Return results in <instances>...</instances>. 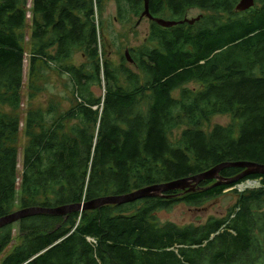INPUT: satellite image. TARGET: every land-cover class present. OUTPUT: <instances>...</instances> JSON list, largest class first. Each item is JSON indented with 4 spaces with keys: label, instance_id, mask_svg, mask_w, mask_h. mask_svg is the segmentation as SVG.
I'll return each mask as SVG.
<instances>
[{
    "label": "trees",
    "instance_id": "16d2710c",
    "mask_svg": "<svg viewBox=\"0 0 264 264\" xmlns=\"http://www.w3.org/2000/svg\"><path fill=\"white\" fill-rule=\"evenodd\" d=\"M116 1L120 17L144 10V0ZM238 1L149 0L154 17L178 22L151 21L146 43L133 50V70L114 67L102 51L96 13L104 0H0V106L14 111L0 110V217L125 194L227 161L264 163V0L244 11ZM192 8L206 13L181 23ZM76 51L84 56L79 65L68 62ZM26 61L30 97L58 69L74 105L58 117L53 106L26 112L19 169ZM92 84H103V95L94 96ZM216 114H230V123L206 131ZM182 125L173 142L170 131ZM244 170L228 166L220 175ZM246 180L261 186L238 191ZM216 182L25 217L0 228V264H264V175ZM229 191L237 203L223 217L179 225L160 216Z\"/></svg>",
    "mask_w": 264,
    "mask_h": 264
},
{
    "label": "rangeland",
    "instance_id": "374dc122",
    "mask_svg": "<svg viewBox=\"0 0 264 264\" xmlns=\"http://www.w3.org/2000/svg\"><path fill=\"white\" fill-rule=\"evenodd\" d=\"M258 4L259 2L256 1V6ZM205 13L206 12L202 9L192 8L188 10L187 18H195ZM172 17L173 16L171 15H166L163 18L166 20H171ZM139 18L140 15L133 13H129L125 17H120L116 0H104L103 7L100 10H97L96 20L97 22L102 20V51H104L105 57H108L114 67H120L124 64L127 67L135 70V66L129 60H127V57L125 56L126 50L128 49L130 51L129 55L132 58L133 50L145 44L147 38L150 35V20L145 19L144 16V19ZM83 61L84 56L82 52L76 51L72 59L68 62L79 65ZM52 66L54 65L52 64ZM28 69L29 64L26 61L24 67V85L22 90L23 99L20 104L21 108L17 110L20 117H22L20 130L17 135V145L19 146V169H21L23 161V147L25 146L27 140L23 126L26 112L30 108H49L50 106H53L54 111L60 113L57 114L58 117L62 113L68 111L74 105V94L71 90L69 78L66 74L59 72L58 69L47 71V77L43 80V90L35 94L33 97H30L27 86ZM194 85L197 86L196 83H189L186 86L190 88ZM103 87V84L101 88L92 84L90 89L94 96H98L99 94L103 95ZM0 110L6 114L14 113L13 109L9 105L0 106ZM230 121V114H216L212 116L211 121L208 124H204V128L206 131H209L215 124L226 125L230 123ZM73 125V122L67 123V128H69L68 130H70V127ZM186 127V125H182L178 128L175 127L170 131V138L172 136L173 142L174 139L181 135L182 131ZM260 186L259 180H246L236 185L235 188L238 189V191H244L247 188H255ZM236 203L237 197L235 193L229 191L200 206H190L185 203H180L171 209L161 211L160 216L162 220H170L179 225L190 223L199 224L206 221L210 216H225L228 210L233 205H236Z\"/></svg>",
    "mask_w": 264,
    "mask_h": 264
},
{
    "label": "water",
    "instance_id": "95a60500",
    "mask_svg": "<svg viewBox=\"0 0 264 264\" xmlns=\"http://www.w3.org/2000/svg\"><path fill=\"white\" fill-rule=\"evenodd\" d=\"M254 5H255V0H240L237 5V10L244 11ZM145 15L150 18H153L156 22L164 26H172L178 22V21L166 20L163 18H154L149 12V0H144V11L141 14L140 18H142ZM199 18L200 17H196L192 19L185 18L180 22L186 21V22L193 23L195 22V20ZM125 56L130 62L133 61V59L129 55L128 49L126 50ZM228 166H239V167H243L245 170L244 172L240 173L239 175L233 178L224 179L220 175V171ZM249 175H264V163H259V162H254V161H227V162L218 164L206 171L192 175L190 177L176 179V180H172V181L161 183V184H154V185L143 187V188H140V189H137L135 191H131L125 194L105 195V196H102L97 199L90 200L84 203L80 202L77 204L61 205V206L52 207V208L39 207V206L22 208L8 215L0 217V228L7 224L15 223L18 220L23 219L25 217L39 214V213L66 214L70 211L95 209V208L108 205V204H123V203H128V202L139 200L146 196H156L169 189H182L186 191H194L198 183H200L204 179H216L217 180L216 185H219L223 182L232 184V183L238 182L239 180Z\"/></svg>",
    "mask_w": 264,
    "mask_h": 264
},
{
    "label": "flooded vegetation",
    "instance_id": "af4514ba",
    "mask_svg": "<svg viewBox=\"0 0 264 264\" xmlns=\"http://www.w3.org/2000/svg\"><path fill=\"white\" fill-rule=\"evenodd\" d=\"M143 11H144V10H143ZM149 12H150V11H149ZM142 13H143V12H142ZM142 13H141V14H142ZM141 14H140V16H141ZM150 14H151V13H150ZM151 15H152V14H151ZM152 16H153V15H152ZM153 17H154V16H153ZM144 18L150 20V27H151V21L154 20V19H153V18H150V17H148V16H146V15L144 16ZM144 18L142 17L141 19H144ZM154 18H156V17H154ZM139 19H140V18H139Z\"/></svg>",
    "mask_w": 264,
    "mask_h": 264
},
{
    "label": "bare ground",
    "instance_id": "6f19581e",
    "mask_svg": "<svg viewBox=\"0 0 264 264\" xmlns=\"http://www.w3.org/2000/svg\"><path fill=\"white\" fill-rule=\"evenodd\" d=\"M239 3V2H238ZM238 3H237V5H238ZM237 5H236V10H237ZM240 11V10H239ZM182 23V22H181ZM256 48V47H255ZM208 180V179H207ZM109 205V204H108ZM96 209V208H95Z\"/></svg>",
    "mask_w": 264,
    "mask_h": 264
},
{
    "label": "built area",
    "instance_id": "2783aa9c",
    "mask_svg": "<svg viewBox=\"0 0 264 264\" xmlns=\"http://www.w3.org/2000/svg\"><path fill=\"white\" fill-rule=\"evenodd\" d=\"M91 241H94V239H92V238H89Z\"/></svg>",
    "mask_w": 264,
    "mask_h": 264
}]
</instances>
